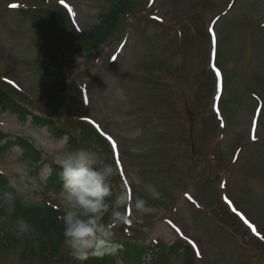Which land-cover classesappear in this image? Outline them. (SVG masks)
Instances as JSON below:
<instances>
[{"label": "rangeland", "instance_id": "rangeland-1", "mask_svg": "<svg viewBox=\"0 0 264 264\" xmlns=\"http://www.w3.org/2000/svg\"><path fill=\"white\" fill-rule=\"evenodd\" d=\"M120 1L0 0V85L76 139L0 105L1 144H9L0 151L8 186L0 208L47 200L63 209L52 166L64 151L87 148L111 164L84 120L118 145L124 180L112 177L109 199L126 192L131 205L142 198L148 207L130 205V223L114 229L145 252H117L114 264H188L181 239L195 245L191 264H264V0H123L111 36L82 53L83 34ZM20 7L55 11L69 89L60 106L48 100L55 82L44 67L53 53L46 20L24 18ZM18 136L41 164L13 145ZM19 219L29 231L0 239V264H80L63 238L52 242L31 219L0 212V232L17 231Z\"/></svg>", "mask_w": 264, "mask_h": 264}, {"label": "trees", "instance_id": "trees-1", "mask_svg": "<svg viewBox=\"0 0 264 264\" xmlns=\"http://www.w3.org/2000/svg\"><path fill=\"white\" fill-rule=\"evenodd\" d=\"M123 2L124 1L122 0L119 2V4L115 5L108 15L103 16L101 20L97 24H95L91 31L83 35L82 42L79 44L78 47L81 49L82 53H91L92 50L96 49V47L102 41L104 42L111 36L112 32L118 25L120 13L123 12L125 9L126 4H123ZM22 14L25 18L35 19V17H38L46 20L47 38L45 39L50 41V43L52 44L53 53L48 58V60H46L47 63H45L44 67L48 76L55 82L54 88L50 91L48 95V100H50L52 103H55L53 104L54 106H60L62 101L66 99L69 89L67 88V82L65 76L63 75V60H59L58 58L60 55H62L66 47V39L55 17V11L47 10V12H44L43 10L38 11L37 9L32 8L30 10L22 11ZM12 95L14 96L13 92L0 85V105H2L3 108L16 114L19 119L23 121H27L28 117H32L33 123L35 125H38V127H47L55 137H67L68 142L75 145L76 139L71 136L69 132L70 128L68 129L66 125H64L63 128L62 126L53 123V121L43 120L42 118L33 114L32 111H30L25 105H22ZM38 119L42 120L39 121ZM81 121V123L89 125L92 130L96 133V136L98 137V139H100V141L98 142L101 144L97 145L99 147H102L107 154L113 156L112 147L110 146L109 142L106 141V139L102 138L90 123L84 120ZM2 137L3 136L0 137V151H3L4 148L9 146V144H1L3 140ZM9 143L11 144V141H9ZM13 145L20 147L24 151L26 156L31 158L32 162H39V152L34 148L32 144H30L29 140L18 136L15 137ZM52 167V175H55V180L60 181L61 169L57 165H53ZM113 167L116 169L115 166ZM113 178L115 180H118L117 170ZM6 187H8L6 178L0 175V206L4 205L3 201L5 200V198L3 199V195L5 194V191L8 190V188ZM0 212L5 213L7 216L11 217L22 216L27 219H31V223L35 224V228H41L47 234V237H49L54 243H59V240L63 238V221L61 219V216L63 215V209L60 206H53L47 200H44L41 203L34 205H24L20 202L14 201V204L11 206V211L9 210V206L7 204L6 207L0 208ZM17 233L18 230L6 236V234L0 232V239L5 237L9 242H11V239L13 241H20L25 235V233L19 235ZM114 241L121 246L118 249L119 251H117L118 253L134 257L135 255L143 253L144 251L143 246L132 243L128 238L124 237L117 239V237H114ZM181 245L183 247H186L185 253L188 256V259L190 260H188V264H191L190 262H192L194 256L190 247L185 244ZM116 255L117 254L105 256L104 258L100 259L101 264H114L113 262L116 258ZM97 262V259H88V261H86V264H96Z\"/></svg>", "mask_w": 264, "mask_h": 264}, {"label": "clouds", "instance_id": "clouds-1", "mask_svg": "<svg viewBox=\"0 0 264 264\" xmlns=\"http://www.w3.org/2000/svg\"><path fill=\"white\" fill-rule=\"evenodd\" d=\"M55 162L61 169L63 244L68 254L80 264L90 257L115 255L121 246L114 241V229L128 223L131 205L126 192L109 199L113 197L111 179L116 169L83 147L64 151ZM131 206L141 213L148 210L142 198ZM106 215L111 216L108 222ZM17 227L18 235L30 228L23 219L17 221Z\"/></svg>", "mask_w": 264, "mask_h": 264}, {"label": "snow or ice", "instance_id": "snow-or-ice-1", "mask_svg": "<svg viewBox=\"0 0 264 264\" xmlns=\"http://www.w3.org/2000/svg\"><path fill=\"white\" fill-rule=\"evenodd\" d=\"M14 7H15V5H14ZM213 39H215V37H213ZM216 74H217L218 76L220 75L219 70L216 71ZM109 139L111 140V137H109ZM112 147H116V144H115L114 141H113ZM117 163H119V162L117 161ZM189 199H191V197H189ZM225 199H227V198H225ZM128 223H130V221H128ZM169 223H171V221H169ZM173 227H175V226L173 225ZM176 231H179V229H176ZM253 231H255L254 228H253Z\"/></svg>", "mask_w": 264, "mask_h": 264}]
</instances>
